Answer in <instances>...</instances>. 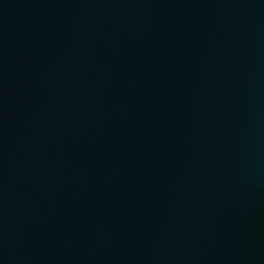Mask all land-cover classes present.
Returning a JSON list of instances; mask_svg holds the SVG:
<instances>
[{"label":"water","instance_id":"1","mask_svg":"<svg viewBox=\"0 0 264 264\" xmlns=\"http://www.w3.org/2000/svg\"><path fill=\"white\" fill-rule=\"evenodd\" d=\"M0 264H264V0H0Z\"/></svg>","mask_w":264,"mask_h":264}]
</instances>
